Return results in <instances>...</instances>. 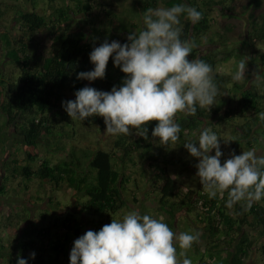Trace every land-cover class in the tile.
I'll return each mask as SVG.
<instances>
[{
    "label": "trees",
    "instance_id": "1",
    "mask_svg": "<svg viewBox=\"0 0 264 264\" xmlns=\"http://www.w3.org/2000/svg\"><path fill=\"white\" fill-rule=\"evenodd\" d=\"M48 1V9L42 13L36 10H16L19 25L25 35H45L47 41L45 43L44 40L43 46H39L37 51L29 50L28 43L21 34L16 36L17 34L12 35L7 31L2 35L5 53L0 58V147L6 148L12 135H16L28 150L25 157L18 158L11 154L0 162V195H7L14 182L18 185L21 183L23 189H30V183L37 179L40 183L50 184L52 190H60L62 187L70 189L76 198L74 207L77 212L69 211L65 216H56L42 226L31 222L26 228H21L15 239L5 238L0 229L2 264H17L18 257L27 259L28 264H70L74 240L87 230L96 231L110 223L113 215L127 206L128 198L123 193L127 191L131 181L128 168L130 164H137V157L149 162L150 169L154 170L147 195L157 197L160 209L167 215V224L172 228L178 211L183 210L188 221L194 225L195 232L199 233L198 241L192 244L196 249L195 262L245 264L257 240L264 239V198L250 207L241 201L232 208H227V191L215 198H209L204 190L184 193L178 180L169 173V168L160 165L158 154L151 152L158 139L151 137V131L158 121L146 122L149 136L147 140L138 136L135 129H130L128 135H111L105 147L86 145L81 154L76 151L81 147L74 145L67 158L55 162L47 156L42 158L33 151L44 135L47 142L55 137L54 144L57 145L64 138L65 126H60L61 131H53L54 115L63 112L66 118H71L62 107V101L75 99L76 90L89 86L88 80L77 79V73L94 67L89 59L93 47L99 46L106 39L109 43L112 40L122 44L127 42V39H122L113 31L115 27L105 29L94 25L92 29L96 33L88 36L80 28L79 22L74 23L73 13H83L92 19L89 14L92 10L90 0H63L60 6H52L55 0ZM226 1L228 0H142L136 14L139 22H132L130 25L140 30L143 26L142 14L147 8L159 7L161 3L166 7L187 3L196 7L203 15L195 24L181 15V39L194 41L198 45L203 39L205 42H213L215 37L210 36L213 31L212 21L214 22L212 11ZM260 1L248 0L250 6H258ZM223 7L230 10L228 5ZM252 17L256 25L259 23L248 38L249 44L255 48L252 55L255 57L258 54L256 44L258 41L264 42V13L259 17ZM110 22L113 23L112 16ZM217 32L219 38L226 33ZM190 54L188 59L191 60ZM235 55L243 58V54L235 49L233 52L225 50L221 56L212 52L200 55L212 66L220 93L210 109L197 107L195 115L176 113L174 118L181 126L179 138L189 136L195 140L201 129L214 123L213 120L208 122L213 117L215 121L222 122L242 118L245 121L237 122L232 129L233 133H238L232 145L233 151L239 153V149L246 145L249 148L259 145V136H264V121L259 119L258 114L264 112V96L257 84L244 88L230 74L214 71L217 64L227 62ZM260 57L264 63V52L260 53ZM5 61L12 64L15 71L5 70ZM125 75L118 66H114L110 56L105 77L91 81V87L110 91L114 85L119 87L123 83ZM230 83L234 88L229 87ZM99 84L101 86H96ZM227 90L234 91V95L231 96L230 92L225 94ZM225 102L229 107L218 115ZM72 123L82 129L84 135L88 130L106 128L103 117L99 115L85 121L77 119ZM72 130L77 129L73 127ZM140 170L144 173L147 168ZM49 200L53 201V196H49ZM133 201L139 203L140 199L134 196ZM53 203L61 206L62 200ZM77 213L85 217L86 222H82L76 216ZM12 216L27 221L29 211L27 209L24 214L15 213ZM200 239L205 241L202 248L199 246ZM33 251L36 254L34 259L30 257ZM261 252L264 254V241Z\"/></svg>",
    "mask_w": 264,
    "mask_h": 264
},
{
    "label": "clouds",
    "instance_id": "2",
    "mask_svg": "<svg viewBox=\"0 0 264 264\" xmlns=\"http://www.w3.org/2000/svg\"><path fill=\"white\" fill-rule=\"evenodd\" d=\"M195 24L202 12L187 3L170 7L147 8L142 14V28L131 32L127 42L106 39L89 53L91 70L80 71L77 79H103L109 57L126 75L123 83L110 91L84 86L75 91V99L62 101V107L71 117L85 121L102 116L109 135H128L135 129L138 136L149 139L146 122L158 121L151 137L160 145H170L179 139L181 126L175 115H195L197 107L209 108L215 104L220 90L214 79L212 66L195 56L199 47L190 40H182L180 17ZM247 62L241 60L232 73L234 81L245 77ZM259 85L264 80L261 72L254 74ZM264 121V112L258 114ZM132 134V133H131ZM220 136L211 128L199 131L195 140L185 141L189 154L197 157L195 176L209 198L227 191L225 206L232 208L244 201L248 207L264 198V155L255 150L242 151L221 162L223 155ZM225 143L229 140L224 139ZM215 150L214 154H211ZM198 232L174 233L163 221L136 210L122 219H112L99 230H87L73 242L70 264H180L177 247L191 248L198 241ZM175 242V243H174ZM35 252L30 253L35 258ZM17 264H28L18 257ZM182 264H191L185 257Z\"/></svg>",
    "mask_w": 264,
    "mask_h": 264
},
{
    "label": "rangeland",
    "instance_id": "3",
    "mask_svg": "<svg viewBox=\"0 0 264 264\" xmlns=\"http://www.w3.org/2000/svg\"><path fill=\"white\" fill-rule=\"evenodd\" d=\"M87 1V0H86ZM142 0H90L92 5V10L90 16L86 17V14L83 13H73L74 23H80V28H82L88 36L94 35L96 32L92 29L94 25H97L105 29H113L114 32L118 33L122 39H127L128 35L137 30L135 27L131 26L132 22L138 23V17L136 16L137 12L140 9ZM63 3V0H55L52 3V6H60ZM48 0H11L8 3V0H1L0 4V58L5 53L3 45L2 35L7 31L12 35L18 36L19 34L24 36V40L28 43V48L30 51H37L39 46L47 41L45 35L42 33H35L34 35L24 34L22 32V27L19 25V18L17 17L16 10H36L39 13H42L48 7ZM224 5H228L230 10L224 9ZM159 7H166L164 3H161ZM48 9V8H47ZM111 12V13H108ZM264 13V0L260 1L258 6H250L248 0H228L223 4L219 5L214 11H212V16L214 18L212 33L210 36L215 37L213 42H205V39L200 41L199 47L193 49V52L190 54L192 58L195 56H200L206 52L217 53L222 55L223 51H232L235 49L237 52L243 54V58L231 57L229 61L222 62L217 64L214 71L230 74L236 69V65L239 61L244 60L247 62V70L245 77L238 81L240 84H243L244 88L249 87L252 84H257L254 79V74L256 72H261L264 75V63L260 57V53L264 52V42L258 41L256 44V49L258 54L254 56L255 48L249 44L248 38L249 34L259 24L254 22V17H259L260 14ZM252 14V15H251ZM113 18V23L110 22V17ZM126 26L128 27L125 29ZM130 27V28H129ZM130 29V30H129ZM228 30V31H226ZM217 31L225 33L222 38H219ZM227 42H226V41ZM226 42V43H225ZM5 70L15 71L14 66L9 64L8 61H5ZM88 85L91 86V81L88 82ZM101 86V84L96 85ZM260 93L264 96V80L258 85ZM230 88H234L233 84L230 83ZM228 91V90H227ZM225 91V94L230 91ZM230 95H234V91L230 92ZM232 102V98L230 100ZM235 102V101H234ZM264 107V99L263 105ZM229 107L228 103L223 104L221 115ZM216 117H218L216 115ZM214 121L212 125L206 126L211 128L218 136H220V146L223 155L221 156V162L230 157L233 152L232 145L234 144L238 133H233V128L236 127L237 122H244L245 119L239 118L233 122H222L215 121L214 117L210 121ZM71 118H66L64 113L54 115V126L53 131H61L60 126H65L66 132L64 133V138L60 139V142L54 144L55 137H52L48 142L46 135L42 136V139L39 141V146L34 148L33 151L37 152L42 158L47 156L53 162L58 161L63 158H67L69 152L71 151L74 145H78L81 149L77 148L76 151L81 154L82 148L85 146H96V147H105L109 138L112 136L106 134L105 128H95L94 130H88L84 135V131L74 126ZM73 127H76V131L72 130ZM198 134L195 136L194 139ZM235 136V137H234ZM193 138L187 136L185 138H179L175 143L168 145H160L158 139L154 142V147L151 149V152L158 154L160 165H165L169 168V171L172 175H177V180L184 187L183 192L192 194L197 190H204L199 181V178L195 176L197 171L195 165L198 162L197 157H193L189 154L187 149L183 146L185 141H192ZM224 139L229 140L225 143ZM59 148V149H58ZM28 147L24 146L16 135H12V139L9 141V144L6 148L0 147V162L4 160L9 155L18 156L22 158L26 156V151ZM240 154L242 151L255 150V153L259 155H264V136H259V145H256L253 148H249L247 145L244 148L239 149ZM215 150L211 154H214ZM152 154V153H151ZM39 157V158H41ZM129 168H147V171L141 175L142 177L149 180L154 177V170L150 169L149 162L143 161L137 157V164H130ZM148 168L150 169V175H147ZM142 170H139L141 172ZM23 181V180H22ZM141 182V181H140ZM21 185V183H20ZM17 182L12 183V186L9 187L7 195H0V229L3 230L5 238H14L18 232H21V228L24 229L27 227V224L31 222H36L39 226L47 224L48 220L55 218L56 216H65L67 212H77L75 209L76 200L71 201V192L67 187H62L60 190H52L50 184L40 183L37 179L33 180L30 183V189H23ZM185 185V186H184ZM147 184L144 183L143 190L147 189ZM146 189L144 191H146ZM193 190V191H192ZM140 191V196L142 197L145 192ZM49 196H53V201L49 200ZM62 200L61 206H57L55 203L56 200ZM141 200H144L141 198ZM154 204V200L152 199ZM51 201V202H50ZM143 201L137 206V209L142 210L140 213L144 214L146 206H144ZM156 205V204H154ZM29 211V218L27 221L22 219H17L12 216L15 213L24 214L25 210ZM136 209V210H137ZM132 206H126L123 208L125 214L129 211H133ZM149 210V208L147 209ZM122 211V212H123ZM47 215H43V214ZM80 214H76L77 217L84 219ZM167 216V215H166ZM181 216V214L179 215ZM155 217V216H153ZM156 218V217H155ZM178 226L175 228L177 233L180 232H195V227L192 223L188 221V218H179ZM188 221V223H187ZM176 233V232H174ZM38 235V234H36ZM13 239V240H14ZM264 239L257 240L254 250H252L250 256L245 260V264H259L264 262V254L261 252ZM175 243V242H174ZM205 241L203 239L199 240V246L202 248ZM177 247V260L182 264V261L185 257L189 258L191 264H199L198 261L195 262V253L196 249L191 246L189 249H180L178 243ZM225 254V253H224ZM0 264L2 262L0 261Z\"/></svg>",
    "mask_w": 264,
    "mask_h": 264
},
{
    "label": "crops",
    "instance_id": "4",
    "mask_svg": "<svg viewBox=\"0 0 264 264\" xmlns=\"http://www.w3.org/2000/svg\"><path fill=\"white\" fill-rule=\"evenodd\" d=\"M128 170H129L128 172H130V174H131V178H130L131 181L128 183V187L126 189L127 191H125L123 193V195L126 198H128L127 206H132L133 209L136 210L137 206H139L141 204V201H143L142 204L144 206H146L147 209L149 208V210H147V209L144 210L145 211V212H143L144 214H149L151 216H155L156 218L162 217L163 221L167 224V219L168 218L166 216V213L160 209V203H159V200H157V197L155 195H150V194L147 195L149 190H150V185H149V181H148L149 177L147 178V180H146V178L142 177L141 175H143V173L139 172L140 168H128ZM169 173L172 175V173L170 171H169ZM147 175H150V170H148ZM172 176L175 179H177V175L176 174H174ZM144 183L147 184V186H148L147 189L145 188L146 191H144L145 189L143 190ZM179 187L182 190L184 189V187L181 184H180ZM140 191L141 192H143V191L145 192L142 197L140 196ZM70 196H71V198H70L71 201L72 202L74 201V203H75L76 198L74 196V193L71 192ZM134 196L137 197L138 199H140L139 203H136L135 201H133ZM141 198L144 199V200H141ZM152 199H156V200H154V202H155L154 204H156V205H154L152 203V201H153ZM141 210H142V207H141L140 210L137 209L136 211H138L140 213ZM122 211H123V209H121L120 212H117L115 215H113V218L114 219H122V217L125 215V212L124 211L122 212ZM180 214H181V216H179ZM180 217L181 218H187L186 214H185V212L183 210L178 211L177 220H176V222H175V224H174V226L172 228L167 224L169 226V228L173 232H176V233L178 232V231L175 230V228L178 226V221L180 220L179 219ZM83 218L84 219H82L83 220L82 222H86V218L85 217H83Z\"/></svg>",
    "mask_w": 264,
    "mask_h": 264
},
{
    "label": "built area",
    "instance_id": "5",
    "mask_svg": "<svg viewBox=\"0 0 264 264\" xmlns=\"http://www.w3.org/2000/svg\"><path fill=\"white\" fill-rule=\"evenodd\" d=\"M201 204V203H200Z\"/></svg>",
    "mask_w": 264,
    "mask_h": 264
}]
</instances>
